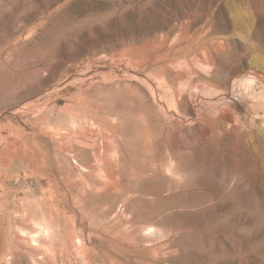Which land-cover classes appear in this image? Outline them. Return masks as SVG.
Here are the masks:
<instances>
[{"label": "rangeland", "instance_id": "1", "mask_svg": "<svg viewBox=\"0 0 264 264\" xmlns=\"http://www.w3.org/2000/svg\"><path fill=\"white\" fill-rule=\"evenodd\" d=\"M252 67L264 0H0V264H264Z\"/></svg>", "mask_w": 264, "mask_h": 264}, {"label": "bare ground", "instance_id": "2", "mask_svg": "<svg viewBox=\"0 0 264 264\" xmlns=\"http://www.w3.org/2000/svg\"><path fill=\"white\" fill-rule=\"evenodd\" d=\"M207 64L209 65L212 63L209 61ZM251 69L252 73L250 75H247V73L244 77H241L236 85H234L233 96L240 100V103H245L246 105L250 103L251 99H258L259 103L253 105V110L260 114L264 113V90H261V92L256 90L259 84H257V82H264L263 73L255 67ZM250 89H252L253 92L248 93Z\"/></svg>", "mask_w": 264, "mask_h": 264}]
</instances>
